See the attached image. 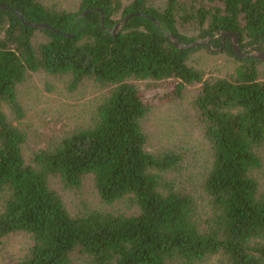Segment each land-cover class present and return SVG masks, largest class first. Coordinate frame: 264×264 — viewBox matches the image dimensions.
I'll return each mask as SVG.
<instances>
[{
	"label": "trees",
	"instance_id": "16d2710c",
	"mask_svg": "<svg viewBox=\"0 0 264 264\" xmlns=\"http://www.w3.org/2000/svg\"><path fill=\"white\" fill-rule=\"evenodd\" d=\"M0 240L14 233L33 245L17 264H264V190L253 176L263 165L264 81L258 61L224 51L241 66L229 78H211L189 65L209 45L178 49L214 32L238 34L241 46L264 45V0H80L79 9L59 11L41 0H0ZM105 16L103 27L101 13ZM131 13L114 35L111 31ZM185 25L200 35L189 37ZM219 39H214L217 42ZM229 40V39H228ZM69 77L75 92L86 79L111 88L91 125L75 130L27 164L21 127L26 111L18 86L33 73ZM130 79L168 83L171 97L201 84L194 104L213 150L204 181L209 218L200 221L193 197L163 175L182 162L173 151L151 153L143 121L150 105ZM92 176L102 201L129 199L138 213L88 211L73 216L50 179L79 188Z\"/></svg>",
	"mask_w": 264,
	"mask_h": 264
},
{
	"label": "rangeland",
	"instance_id": "374dc122",
	"mask_svg": "<svg viewBox=\"0 0 264 264\" xmlns=\"http://www.w3.org/2000/svg\"><path fill=\"white\" fill-rule=\"evenodd\" d=\"M48 8L59 11L79 9L80 0H41ZM182 32L197 38V26L185 25ZM242 59V58H240ZM258 61V60H257ZM251 62V61H250ZM256 62V61H255ZM254 62V63H255ZM189 65L211 78H229L236 74L241 63L227 52L200 50L194 53ZM258 76L264 81V62L258 61ZM150 105V112L143 121L147 135V150L151 153L173 151L181 155L179 166L163 175L176 188L189 193L197 208L200 221L209 218L211 207L204 190V181L213 163L211 143L205 135L203 122L194 101L202 85L186 86L180 97H171L173 91L168 83L130 79ZM69 77L51 76L44 72L30 74L18 86V97L26 111L21 127L27 134L23 154L27 164H33L35 153L50 149L62 138L75 130L91 125L97 107L108 96L111 88L103 87L92 79H86L75 91L68 89ZM258 153L262 167L253 173L261 191L264 190V144ZM50 185L62 198L73 216L88 211L121 213L132 216L138 210L130 200L123 199L113 204L104 203L99 196L92 176L84 179L79 188H67L59 178H51ZM5 193L0 194V211ZM33 245L30 235L14 233L0 240V264H17ZM75 254V264H81ZM207 264H222L214 257Z\"/></svg>",
	"mask_w": 264,
	"mask_h": 264
},
{
	"label": "water",
	"instance_id": "95a60500",
	"mask_svg": "<svg viewBox=\"0 0 264 264\" xmlns=\"http://www.w3.org/2000/svg\"><path fill=\"white\" fill-rule=\"evenodd\" d=\"M0 8L3 10H9V11H13L16 15H18V17L20 18V20L27 26L30 27H34V28H39V29H50V30H54L53 27L46 25V24H36V23H32V22H28L24 19L23 15L16 11L11 9L10 7L6 6L5 4L0 3ZM94 11H98L101 13V20H102V24L103 27L105 26V16L102 12V10L100 9H96V10H89L86 11L82 14V17H86L89 13L94 12ZM133 17H144V18H148L150 19L153 23H155L157 25V27L160 28V22L157 21L155 18L146 15L144 13H131L129 15H127L123 20H121L118 25L116 26V28L114 30H112L111 32L116 35V33L118 31H120L128 22L130 19H132ZM165 35L167 37L170 38V40L173 42V44L181 50H190L193 48H197L201 45H209L211 41H213L214 39H230L232 40V50L234 51V53H236L240 58H246L248 56H253L254 58H256V60L260 61V62H264V52L263 51H251L250 49L246 50L247 52H249V55L245 52H243L241 50V44L238 38V34L234 33V32H214L211 33V35L209 37H207L206 39H198L195 43L192 44H183L179 41V39L177 37H175L174 35L165 32ZM217 52H221V50H216ZM254 62V61H252Z\"/></svg>",
	"mask_w": 264,
	"mask_h": 264
},
{
	"label": "flooded vegetation",
	"instance_id": "af4514ba",
	"mask_svg": "<svg viewBox=\"0 0 264 264\" xmlns=\"http://www.w3.org/2000/svg\"><path fill=\"white\" fill-rule=\"evenodd\" d=\"M227 42L232 43V40H230V39L229 40L228 39H225V40L219 39V40H217V42L211 41L209 47L215 51L220 49L222 52V51H224ZM248 49H250L251 51H255V50L258 51L259 50V51L264 52V45L258 44V45H251L248 47L241 46V50L249 55V52L246 51ZM243 59H246L249 61L253 60L254 62L257 61L256 58H254L253 56H248V57L243 58Z\"/></svg>",
	"mask_w": 264,
	"mask_h": 264
}]
</instances>
